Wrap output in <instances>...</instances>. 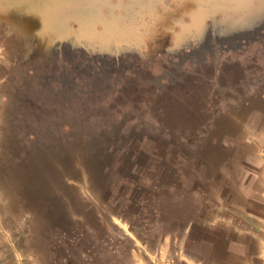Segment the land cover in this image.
Wrapping results in <instances>:
<instances>
[{
	"label": "rangeland",
	"instance_id": "1",
	"mask_svg": "<svg viewBox=\"0 0 264 264\" xmlns=\"http://www.w3.org/2000/svg\"><path fill=\"white\" fill-rule=\"evenodd\" d=\"M8 1L0 59L21 56L0 66V264H264V39L198 69L177 60L161 92L138 82L145 57L101 55L103 73L84 62L63 98L48 77H66L61 59L28 60L60 53L45 11ZM241 17L264 12L237 6L218 36Z\"/></svg>",
	"mask_w": 264,
	"mask_h": 264
},
{
	"label": "flooded vegetation",
	"instance_id": "2",
	"mask_svg": "<svg viewBox=\"0 0 264 264\" xmlns=\"http://www.w3.org/2000/svg\"><path fill=\"white\" fill-rule=\"evenodd\" d=\"M36 1L41 6L40 9L45 11L46 25L51 26V30L49 28L46 31L53 34L52 37L49 35L48 43L58 41L59 55H63L62 48L70 42L73 55H86L83 59L78 57L77 61L81 65L90 62L101 73L104 68L103 61L100 60L102 56L105 61L114 57H117L118 61L134 57L137 61L145 57L143 59L146 65L137 71L138 82H141L143 87H154L160 92L169 82L175 80L172 78L173 74H169L164 68L176 67L181 55H197V50L205 55H236L237 51L245 52L247 46L260 41V38L264 39V25L259 32L252 30V34L255 32L252 42L243 45L239 50L238 42L246 43L244 37H241V40L236 37L232 42L217 34L224 28L227 17H237V6L238 11H264L263 0H247L248 5L241 3V0ZM67 6L69 10L66 14L63 10ZM198 9H201L203 14V36L194 25V14ZM162 55H167L168 58L161 65V61L159 63L156 57ZM61 63L64 71L71 72L70 63ZM158 63L163 69L153 74L152 68H158ZM187 63L190 62L187 60ZM168 75L171 78L164 79ZM100 76L103 80H110L111 77L106 74Z\"/></svg>",
	"mask_w": 264,
	"mask_h": 264
},
{
	"label": "water",
	"instance_id": "3",
	"mask_svg": "<svg viewBox=\"0 0 264 264\" xmlns=\"http://www.w3.org/2000/svg\"><path fill=\"white\" fill-rule=\"evenodd\" d=\"M9 4H11V3L8 0H0V35H3V33H5L6 27H8V26L11 27L10 21L12 20L13 13L16 10V9L12 8V6ZM66 10L68 12V10H69L68 6L65 7L63 11H66ZM198 10L202 14V10L201 9H198ZM240 11H238V16L240 15ZM242 17H241V24H240V27L238 29V33L235 35H232L231 39L226 40V41L234 42L236 37H238L239 40H241V37H244L246 39V41H245L246 43L244 44L241 41L238 42V49H241L240 47H242L243 45L245 46V45L249 44L250 42H252L253 34H255V32L252 34V30L259 32V30L263 27L262 25H264V19H262V20L258 21L257 24L250 26L251 19L242 20ZM236 19L237 18H235V17L234 18L227 17L225 19V26L224 27H226L230 22H233ZM194 20H195L194 25L197 28L198 22H197L196 18ZM259 23H261V24H259ZM25 28H26L25 26L21 27L22 30H24ZM21 29L15 30V33L12 32L10 35L11 38H9L8 44H6V46H8V47L10 46L9 47L10 53L14 54L18 51V47L20 44L17 40V32L21 31ZM199 43L200 42H198V44ZM228 43H230V42H228ZM196 54L197 55H181L180 61L183 62V61L188 60L196 68V67H200V65H203L204 63H208L215 56V55H205V53L203 54V52H201L199 50L196 51ZM17 56L20 57L21 55H16V54L15 55H3L0 59V66H2V68L6 67L10 70V68L13 65L16 66V63L18 61ZM82 56L84 58L86 57V55H82ZM36 57H37V59H43L44 58L45 70H47V67L53 66L54 71H56V69L58 68V65H59L58 64L59 59H61L62 62H68L71 64V69H70L71 72H68L66 77L64 75L62 77H58L57 75L52 74V73H50V75H48V77L52 81H54V80L60 81L62 90L63 89L65 90V91H63L64 92L63 98H66L65 97V95H66L69 98L71 97L70 99H72L73 96L76 95V92L74 91V89H75V86L77 84V74L79 72V67L81 65L80 62L77 61V58L80 56H78V55H31L30 58H28V60L33 61L34 58H36ZM85 61H87V60H85ZM47 81H48V79H47ZM39 84H41V83H39Z\"/></svg>",
	"mask_w": 264,
	"mask_h": 264
},
{
	"label": "crops",
	"instance_id": "4",
	"mask_svg": "<svg viewBox=\"0 0 264 264\" xmlns=\"http://www.w3.org/2000/svg\"><path fill=\"white\" fill-rule=\"evenodd\" d=\"M238 246H239V245H238ZM240 258H241V261H242V262L244 261V259L246 260L245 254H244V255H243V254H242V255L240 254Z\"/></svg>",
	"mask_w": 264,
	"mask_h": 264
},
{
	"label": "trees",
	"instance_id": "5",
	"mask_svg": "<svg viewBox=\"0 0 264 264\" xmlns=\"http://www.w3.org/2000/svg\"><path fill=\"white\" fill-rule=\"evenodd\" d=\"M55 192L57 193V190H55Z\"/></svg>",
	"mask_w": 264,
	"mask_h": 264
}]
</instances>
